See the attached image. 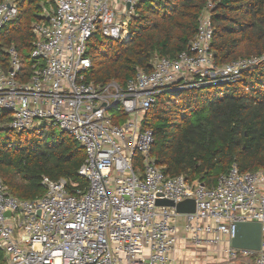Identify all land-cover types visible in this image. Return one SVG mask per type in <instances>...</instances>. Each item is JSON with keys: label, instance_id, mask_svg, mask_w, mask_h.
Listing matches in <instances>:
<instances>
[{"label": "built area", "instance_id": "2783aa9c", "mask_svg": "<svg viewBox=\"0 0 264 264\" xmlns=\"http://www.w3.org/2000/svg\"><path fill=\"white\" fill-rule=\"evenodd\" d=\"M146 1L39 0L29 65L15 43L5 44L23 0L0 3V109L10 115L8 128L53 125L72 136L85 150L78 173L87 183L43 177L45 195L22 200L0 176V264H177L180 242L212 252L215 264H264V168L241 173L234 165L212 186L170 177L152 155L153 130L143 128L162 93L233 82L264 57L218 66L209 5L177 57H156L152 71L137 69L125 86L88 79L91 40L128 43ZM187 200L194 213L158 205ZM237 222L262 224L260 250L232 247Z\"/></svg>", "mask_w": 264, "mask_h": 264}, {"label": "trees", "instance_id": "16d2710c", "mask_svg": "<svg viewBox=\"0 0 264 264\" xmlns=\"http://www.w3.org/2000/svg\"><path fill=\"white\" fill-rule=\"evenodd\" d=\"M38 2L23 0L5 39V44L15 43L27 65ZM209 5L218 66L264 57V0H151L137 8L128 43L100 35L91 40L88 79L125 86L137 69L152 71L156 57H177L188 49ZM9 121V113L0 109V176L15 197L44 196L43 177L87 185L78 173L85 150L72 136H57L53 125L17 132L8 128ZM143 128L153 130L152 155L170 177L212 186L234 165L241 173L264 168V60L230 83L162 93L146 113Z\"/></svg>", "mask_w": 264, "mask_h": 264}, {"label": "water", "instance_id": "95a60500", "mask_svg": "<svg viewBox=\"0 0 264 264\" xmlns=\"http://www.w3.org/2000/svg\"><path fill=\"white\" fill-rule=\"evenodd\" d=\"M158 205L175 207L179 214L194 213L195 202L187 200L175 205L170 201H158ZM263 237L262 224L258 222H237L235 224V236L232 239V247L258 251L261 248Z\"/></svg>", "mask_w": 264, "mask_h": 264}, {"label": "rangeland", "instance_id": "374dc122", "mask_svg": "<svg viewBox=\"0 0 264 264\" xmlns=\"http://www.w3.org/2000/svg\"><path fill=\"white\" fill-rule=\"evenodd\" d=\"M61 129L57 128L56 135H61ZM212 256V257H210ZM174 257L179 261L177 264H215L216 259L212 252L209 254L205 250H193L192 247L180 242L177 250L174 252Z\"/></svg>", "mask_w": 264, "mask_h": 264}]
</instances>
